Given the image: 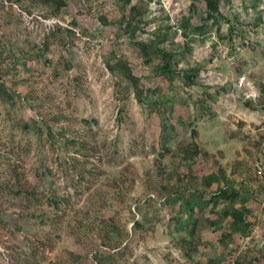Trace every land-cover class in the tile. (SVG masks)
Instances as JSON below:
<instances>
[{
    "label": "rangeland",
    "instance_id": "rangeland-1",
    "mask_svg": "<svg viewBox=\"0 0 264 264\" xmlns=\"http://www.w3.org/2000/svg\"><path fill=\"white\" fill-rule=\"evenodd\" d=\"M264 0H0V264H264Z\"/></svg>",
    "mask_w": 264,
    "mask_h": 264
},
{
    "label": "built area",
    "instance_id": "built-area-1",
    "mask_svg": "<svg viewBox=\"0 0 264 264\" xmlns=\"http://www.w3.org/2000/svg\"><path fill=\"white\" fill-rule=\"evenodd\" d=\"M258 144L259 145L252 160V165L254 175L258 178L262 185H264V138H262Z\"/></svg>",
    "mask_w": 264,
    "mask_h": 264
}]
</instances>
